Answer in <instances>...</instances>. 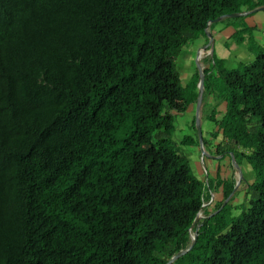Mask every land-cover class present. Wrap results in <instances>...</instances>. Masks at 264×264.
<instances>
[{"label":"trees","instance_id":"obj_1","mask_svg":"<svg viewBox=\"0 0 264 264\" xmlns=\"http://www.w3.org/2000/svg\"><path fill=\"white\" fill-rule=\"evenodd\" d=\"M245 10L264 0H0V264H168L197 228L173 264H264V47L204 66L202 113L216 155L255 173L247 200L173 141V112L198 99L182 49Z\"/></svg>","mask_w":264,"mask_h":264},{"label":"rangeland","instance_id":"obj_2","mask_svg":"<svg viewBox=\"0 0 264 264\" xmlns=\"http://www.w3.org/2000/svg\"><path fill=\"white\" fill-rule=\"evenodd\" d=\"M247 12L249 11L245 10L242 13V17H227L214 24L209 30L210 35H212L215 41L213 54H215L216 57H214V59L217 61L223 60L228 69H238L245 63H251L255 60L256 55L261 51L262 47H264V10L252 11L250 14ZM238 29H241L242 32L235 34ZM251 31L258 42L255 43L252 41V38H250V36H252ZM242 38L246 40L244 44L239 43ZM207 39L205 35L199 36L195 42H191L182 49L179 59H177L176 67L181 78V84L191 93L195 91L194 84L197 81V87L199 88L201 74H199L198 70V58L203 61V68L204 66H209V63H207L205 59L212 55V51L208 49L205 50L210 43V40ZM247 43L256 49L250 52ZM197 74L199 78H197ZM220 96V91L216 89L215 94L209 99L207 96L208 106L206 110L209 111V108L211 110L217 106L216 113L218 116L225 113L227 108V103L219 100ZM202 109L200 116L202 118L203 143L204 139H209L210 145L208 146L206 143L204 145L200 141L196 126L197 104L193 100H190L189 107L185 113L173 112L176 124L173 141L177 144L179 151L183 152L188 157L193 172L199 179L206 180L207 177H216L217 175V177L223 179L230 177L239 183L241 175L235 168V160L231 161L227 156L222 157L216 155L215 150L218 145L216 143L221 141L222 136H220L217 141L211 139L210 133L215 128V125L213 122L205 119L206 112L202 113ZM186 137L193 140L191 146L181 145ZM240 166L243 173V180L238 186L237 190L241 189V191L233 200V206L242 205L245 200H247V185L242 184L243 181L246 180V182L248 181L251 183L253 179H255V173L247 162H243ZM220 199L221 195L213 194L212 201L207 205H211L210 209L212 210L214 207V205H212L214 200ZM201 215L204 218L203 212H201Z\"/></svg>","mask_w":264,"mask_h":264},{"label":"water","instance_id":"obj_3","mask_svg":"<svg viewBox=\"0 0 264 264\" xmlns=\"http://www.w3.org/2000/svg\"><path fill=\"white\" fill-rule=\"evenodd\" d=\"M243 14L242 13H237V14H233V15H227V16H223V17H220L218 19H216L215 21H213L214 23H218L220 22L221 20L227 18V17H240L242 16ZM213 22H209L208 24V27L213 23ZM209 38H210V43L209 45L205 48V50H207L208 48L210 49V51H212V54H213V48H214V39L212 37V35H209ZM198 70H199V74L200 75V82H199V88H198V99H197V118H196V126H197V130H198V133H199V136H200V141L202 142L203 144V133H202V126H201V116H200V112H201V109H202V106H203V99H204V91H205V74H204V68L202 66V61L201 59L198 58ZM235 168L238 170L239 174L241 175V179L239 180V183H237V186L234 190L237 191L238 189V186L239 184H241V181L243 180V176H242V171H241V168L235 163ZM202 218V215L199 213L191 227V230L196 228L197 225H198V222L201 220ZM198 231H199V228H197L195 230V233L193 235H191V239H192V242H191V245L189 246L188 249L186 250H182L180 253H178L175 257H173L169 262L168 264H173L176 260L180 259L182 256H184L185 254H187L189 251H191L196 243H197V240H198Z\"/></svg>","mask_w":264,"mask_h":264},{"label":"bare ground","instance_id":"obj_4","mask_svg":"<svg viewBox=\"0 0 264 264\" xmlns=\"http://www.w3.org/2000/svg\"><path fill=\"white\" fill-rule=\"evenodd\" d=\"M234 160V159H233ZM235 163H236V161H235ZM238 183V182H237ZM201 214V213H200ZM201 219H203V216H202V218ZM193 230V229H192ZM192 230H191V232H192ZM194 233H191V235H193Z\"/></svg>","mask_w":264,"mask_h":264},{"label":"flooded vegetation","instance_id":"obj_5","mask_svg":"<svg viewBox=\"0 0 264 264\" xmlns=\"http://www.w3.org/2000/svg\"><path fill=\"white\" fill-rule=\"evenodd\" d=\"M216 144H218V143H216Z\"/></svg>","mask_w":264,"mask_h":264}]
</instances>
